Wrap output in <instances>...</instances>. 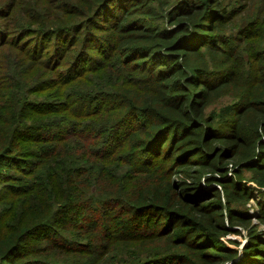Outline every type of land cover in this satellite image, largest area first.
<instances>
[{
    "label": "trees",
    "instance_id": "16d2710c",
    "mask_svg": "<svg viewBox=\"0 0 264 264\" xmlns=\"http://www.w3.org/2000/svg\"><path fill=\"white\" fill-rule=\"evenodd\" d=\"M0 184V264H264V0H0Z\"/></svg>",
    "mask_w": 264,
    "mask_h": 264
},
{
    "label": "rangeland",
    "instance_id": "374dc122",
    "mask_svg": "<svg viewBox=\"0 0 264 264\" xmlns=\"http://www.w3.org/2000/svg\"><path fill=\"white\" fill-rule=\"evenodd\" d=\"M222 103H219V104H215V105H212L211 108L215 107V108H218ZM229 173V172H228ZM1 185V184H0ZM254 197L255 198H259V194L257 193V191H254L253 192V198L251 199L250 201V204L247 203L246 206H249L252 207V205H254ZM250 212H252V209H250ZM232 229H241V232L240 233H233V232H230L228 233L227 235H225L223 238H226L227 240L224 239V242L233 247V248H241L244 246V244L246 243L247 239L244 235V230L241 228V226H233ZM65 234V233H64ZM68 238L69 236L67 234H65ZM106 264H112L111 263V260H109Z\"/></svg>",
    "mask_w": 264,
    "mask_h": 264
}]
</instances>
